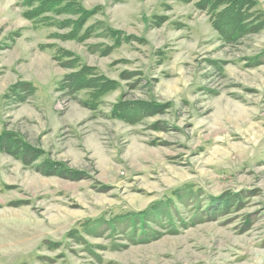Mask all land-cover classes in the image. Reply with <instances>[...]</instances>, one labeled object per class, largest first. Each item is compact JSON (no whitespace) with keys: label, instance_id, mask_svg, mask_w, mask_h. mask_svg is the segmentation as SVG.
<instances>
[{"label":"rangeland","instance_id":"1","mask_svg":"<svg viewBox=\"0 0 264 264\" xmlns=\"http://www.w3.org/2000/svg\"><path fill=\"white\" fill-rule=\"evenodd\" d=\"M80 1L128 40H62L0 0V133L40 150L0 149V264H264V28L226 42L199 0ZM55 47L117 89L94 110L58 91ZM117 101L163 106L126 121Z\"/></svg>","mask_w":264,"mask_h":264},{"label":"trees","instance_id":"2","mask_svg":"<svg viewBox=\"0 0 264 264\" xmlns=\"http://www.w3.org/2000/svg\"><path fill=\"white\" fill-rule=\"evenodd\" d=\"M196 5L208 13L212 27L226 42L264 28L262 12L255 8V2L252 0H199ZM23 6V15L26 19L39 22L42 25L53 26L58 30H64V34H57V37L62 40L84 42L91 35H94L96 29L102 30V35L113 39L116 45L126 39L128 40L126 36L123 38L119 30L109 29L100 23L87 24L97 13V10L86 8L80 0H23ZM91 50L99 51L97 45L92 46ZM100 52L104 53V50H100ZM54 58L62 67L70 70L62 76L57 90L71 99H76L80 92H86L87 97L83 101L80 100L84 107L91 110L96 109L102 98L118 87L115 80L99 73L95 67L82 63L81 57L73 51L55 47ZM34 90L35 87L31 82L18 81L10 86L8 92L18 93L20 91L31 95ZM162 106L163 104L154 102L144 104L136 102L134 104L117 101L112 104L110 115L113 118L133 121L132 119H135L134 117H137V115L154 113ZM0 149L20 156L24 161H29V159L38 156L40 153L39 149L20 140L16 133L5 130L0 133ZM50 171L60 175L64 173L67 176L68 174L65 172L69 170L59 162H50L44 174L49 175ZM225 199L228 200V198ZM211 205L210 203L209 206ZM209 206L208 209H210ZM224 209V206L218 205L212 212L217 214ZM159 210L163 212V208ZM153 211L156 214L158 213L156 210ZM155 213L153 217L156 216ZM146 214L147 212L143 211L125 217L123 220L132 222L131 227L133 228L135 224L146 219ZM143 224H145V221ZM145 235L141 234V237H133L132 239L143 241L146 240L143 238Z\"/></svg>","mask_w":264,"mask_h":264}]
</instances>
